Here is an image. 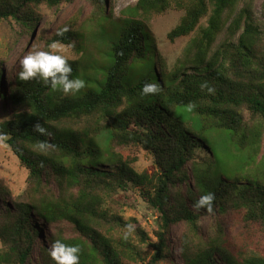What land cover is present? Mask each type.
<instances>
[{"label":"trees","instance_id":"trees-1","mask_svg":"<svg viewBox=\"0 0 264 264\" xmlns=\"http://www.w3.org/2000/svg\"><path fill=\"white\" fill-rule=\"evenodd\" d=\"M72 1L0 0V18L32 30L39 5ZM94 1L103 55L99 62L69 60L73 76L87 83L76 97L18 75L2 94L0 61V96L16 108L0 122V140L27 170L25 187L13 201L16 209L0 203V264H54L48 250L56 239L81 248L80 264H131L123 259L156 264L169 256L166 235L172 224L197 230L206 211L193 204L209 191L215 194L214 211L237 218L241 237L264 241V33L251 0H137L126 16L114 20L105 12L106 0ZM172 1L183 15L168 39L197 32L171 69L157 72L144 21ZM224 29L227 38L213 47ZM76 36L69 31L46 45L59 41L87 56ZM152 82L161 92L142 97V86ZM204 82L214 91L202 89ZM80 121L84 127H76ZM38 122L47 135L34 131ZM41 141L48 145L43 151L36 148ZM130 148L150 157L148 167L134 168L136 156L122 151ZM50 181L56 193L43 189ZM133 194L157 213V242L136 218L125 219L118 211ZM32 213L44 224L68 222L75 235H49L50 247L40 245L34 259L39 229ZM126 225L133 226L127 240L122 238ZM203 243L206 247L192 255L190 241L182 239L183 264H264V256L221 249L220 240ZM141 245L151 247L149 257Z\"/></svg>","mask_w":264,"mask_h":264},{"label":"rangeland","instance_id":"rangeland-1","mask_svg":"<svg viewBox=\"0 0 264 264\" xmlns=\"http://www.w3.org/2000/svg\"><path fill=\"white\" fill-rule=\"evenodd\" d=\"M136 2L137 0H106L103 6L105 7V12L114 20L118 17L126 16ZM243 5L244 1H240L239 7ZM251 11L254 19L264 33V0H251ZM35 12L36 16L34 17L37 19L34 17L32 19L35 20L36 26L32 30L23 28L16 20L10 17L8 19L0 18V61L2 62V81L4 83V88L1 90L2 94H7L10 89L7 83H12L14 77L21 71L20 60L23 56L32 50H48L46 42L50 38L57 36L56 32L58 29L67 27V32L70 31L79 35V37L76 36L75 38L87 47L88 55L81 56V51L76 50L72 45L61 44L63 46L61 54L65 55L68 60H76L81 57L79 60L83 59L82 62L84 63L89 59L92 62L101 61L100 57L103 55L102 42L104 38L96 36L100 29H98L99 26L94 19L99 15L94 0L61 2L54 7L39 5L35 9ZM182 15L183 9L179 8L172 1L166 10L161 13H154L144 21L146 29L154 42L157 72L170 70L176 59L182 56L183 50L189 40L197 32L196 28L195 31L188 35L175 38L174 40L168 39V32L179 22ZM206 18V16L203 17L199 24L204 25ZM236 37L237 35L234 36V39ZM226 38L227 32L224 29L216 38L213 47L218 46ZM15 111L16 108L12 107L7 99L0 96V122L10 119ZM84 126L85 122L83 121L78 122L76 125V127ZM122 151L124 154H129L131 158L132 155L136 156L137 160L132 165L139 172L148 167L151 162L150 157L142 151L136 153L132 148L130 150L122 149ZM197 155L199 157L198 153ZM232 162L235 164L234 161ZM26 176V168L19 163L18 158L9 146L3 140H0V186L4 188V190H0V203L2 202V207L6 206V208L11 210L16 209L14 202L17 201V197L21 195L25 187ZM190 181H192L191 178ZM43 189L45 191L51 190L52 192H57V189L53 187L52 181L48 182ZM4 192L8 195L6 199H4ZM133 196L135 198L132 202H127L118 211H121L125 219L136 218L138 224L148 233L151 240L157 242L155 234L159 225L157 213L139 195L133 194ZM13 197L14 199L10 201V198ZM110 203L115 209L116 203ZM2 209L5 210V208ZM32 222L39 229V235L32 248L34 259L38 255L40 245L50 247L49 235L55 233H60L66 237L75 235L73 226L71 227L66 221L44 224L41 219L32 213ZM240 229V224L232 213L221 215L218 211H213L211 214L203 212L198 217L197 230L195 232H189V229H187V226L183 222H175L166 235L169 256L156 264H183L181 254L183 238L190 241L191 248L193 249L191 251L192 255L195 253V250H202L206 247V244L203 242H210L212 239H216L220 240L222 244L221 249L227 250L229 248L232 253L240 252L243 255L264 256V241L258 238L251 243L248 239L241 237ZM200 240L203 242H199ZM141 247L146 257L152 253L150 246L141 245ZM123 260L124 262H131V264H141L126 259Z\"/></svg>","mask_w":264,"mask_h":264},{"label":"clouds","instance_id":"clouds-1","mask_svg":"<svg viewBox=\"0 0 264 264\" xmlns=\"http://www.w3.org/2000/svg\"><path fill=\"white\" fill-rule=\"evenodd\" d=\"M67 27L58 29L57 36H63L67 32ZM63 46L59 41H53L48 45V50H32L29 51L20 60L21 71L18 73L19 80L29 81L38 79L45 85L50 87L53 92H61L65 96L76 97L78 94L85 90L87 83L85 79L80 76H73V68L68 58L62 55ZM201 88H206L209 93L214 89L209 86L207 82L202 83ZM161 92V86L158 83H145L142 86L140 95L142 97L155 96ZM34 131L47 135V129L40 124L36 123ZM46 142H39L36 148L43 151L47 147ZM215 194L211 191L201 195L193 204V208L197 211L201 209L211 214L214 211L213 202ZM128 231L122 236L127 240L129 233L133 231L132 225H126ZM81 248L78 245H69L60 239L52 242L48 254L54 261V264H80Z\"/></svg>","mask_w":264,"mask_h":264}]
</instances>
